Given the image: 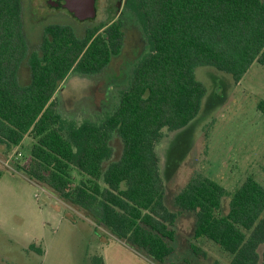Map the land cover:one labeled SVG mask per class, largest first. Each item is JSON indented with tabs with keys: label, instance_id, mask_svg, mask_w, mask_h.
<instances>
[{
	"label": "trees",
	"instance_id": "1",
	"mask_svg": "<svg viewBox=\"0 0 264 264\" xmlns=\"http://www.w3.org/2000/svg\"><path fill=\"white\" fill-rule=\"evenodd\" d=\"M120 4L144 31L147 52L114 109L77 122L62 116L54 95L71 71L97 73L120 52L123 14L88 27L81 38L69 25L49 24L40 47L29 51L20 0H0V152L8 155L31 137L29 155L18 166L27 179L161 263L173 252L178 213L163 203L155 146L164 129H181L197 117L207 91L195 77L197 65L224 71L234 82L252 63L264 66V0H117L116 9ZM24 60L30 82L20 86L16 71ZM257 108L264 114L263 99ZM114 138L121 144L117 157ZM226 194L220 183L197 172L175 195L174 205L195 212L194 238L215 243L230 255L228 264H264V186L247 176L222 214ZM94 264L103 261L96 257Z\"/></svg>",
	"mask_w": 264,
	"mask_h": 264
},
{
	"label": "rangeland",
	"instance_id": "2",
	"mask_svg": "<svg viewBox=\"0 0 264 264\" xmlns=\"http://www.w3.org/2000/svg\"><path fill=\"white\" fill-rule=\"evenodd\" d=\"M116 1L95 0V17L78 20L48 0H20L21 28L28 50L40 47L49 24L69 25L81 38L88 27L117 18L124 7L120 4L116 9ZM123 17L120 52L112 55L101 71L74 73L60 84L54 100L62 116L81 122L114 109L120 91L130 82L133 67L148 48L140 24L127 13ZM194 74L207 89L197 117L181 129H164L155 146L164 179L163 203L178 213L172 226L173 252L163 262L115 238L97 218L86 216L51 190L27 179L18 167L28 157L33 142L25 136L8 155L0 152V264H94L96 257L103 264H228L230 255L215 243L194 238L195 212L179 211L174 198L197 172L226 189L222 214L228 210L231 194L247 176L264 186V114L257 108L258 101L264 100V66L252 63L238 82L208 65H197ZM16 80L20 86L30 82L25 60L18 65ZM111 144L117 157L121 144L117 138ZM73 175L76 180L81 178L75 170ZM31 244L39 246L41 252ZM191 245L200 251H193Z\"/></svg>",
	"mask_w": 264,
	"mask_h": 264
},
{
	"label": "water",
	"instance_id": "3",
	"mask_svg": "<svg viewBox=\"0 0 264 264\" xmlns=\"http://www.w3.org/2000/svg\"><path fill=\"white\" fill-rule=\"evenodd\" d=\"M51 6L65 7L78 20L95 17V0H48Z\"/></svg>",
	"mask_w": 264,
	"mask_h": 264
},
{
	"label": "flooded vegetation",
	"instance_id": "4",
	"mask_svg": "<svg viewBox=\"0 0 264 264\" xmlns=\"http://www.w3.org/2000/svg\"><path fill=\"white\" fill-rule=\"evenodd\" d=\"M121 17V14L117 17V18H120ZM117 18H114L113 20H115V19H117ZM121 19H122V22L124 23V17H121ZM74 73H77V72H73V71H71L67 76H71V75H73ZM78 74H81V73H78ZM82 75H86V74H82ZM90 75H92V74H90ZM62 84V83H61ZM62 88V85H61V87H60V89Z\"/></svg>",
	"mask_w": 264,
	"mask_h": 264
}]
</instances>
